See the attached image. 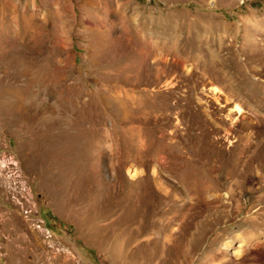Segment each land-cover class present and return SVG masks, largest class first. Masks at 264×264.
<instances>
[{
	"label": "rangeland",
	"instance_id": "374dc122",
	"mask_svg": "<svg viewBox=\"0 0 264 264\" xmlns=\"http://www.w3.org/2000/svg\"><path fill=\"white\" fill-rule=\"evenodd\" d=\"M0 264H264V0H0Z\"/></svg>",
	"mask_w": 264,
	"mask_h": 264
}]
</instances>
